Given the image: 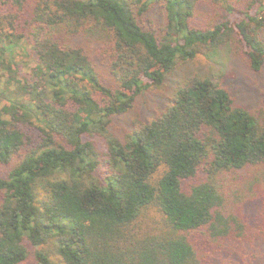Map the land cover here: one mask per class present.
<instances>
[{
  "label": "trees",
  "instance_id": "obj_1",
  "mask_svg": "<svg viewBox=\"0 0 264 264\" xmlns=\"http://www.w3.org/2000/svg\"><path fill=\"white\" fill-rule=\"evenodd\" d=\"M213 8L243 18L206 25ZM263 31L261 0H0V264H22L29 245L40 264H203L200 242L212 258L242 251L264 264L233 212L241 186L264 180V122L221 75L183 78L128 137L110 128L201 53L227 46L261 70ZM26 41L35 65L17 80ZM30 126L41 142L26 140Z\"/></svg>",
  "mask_w": 264,
  "mask_h": 264
},
{
  "label": "rangeland",
  "instance_id": "obj_2",
  "mask_svg": "<svg viewBox=\"0 0 264 264\" xmlns=\"http://www.w3.org/2000/svg\"><path fill=\"white\" fill-rule=\"evenodd\" d=\"M261 1L264 4V0ZM239 8L244 9L243 6ZM255 10L256 6H254L252 13H254ZM206 15L208 16L201 18V21L206 25L213 24L221 18H228L233 22L243 18L242 12L235 11L233 14L229 15L219 8L218 10L214 8L210 9L206 12ZM154 16L159 18L158 20H154L155 22H161V19L164 18L161 15ZM161 27L162 25H159V23L155 26L158 31H160ZM262 39L264 41V31L262 33ZM101 53H105V51L103 48L99 49V44L96 43L94 55L98 56ZM16 59L23 61V66L18 72V80L22 78L23 75L29 74L32 67L35 65V53L27 41L24 42L22 47L16 48ZM98 69L106 85L111 87L116 85L115 79L106 66L100 65ZM210 73L222 76L221 80L223 84L231 90L235 104L248 108L264 122V66L257 72L253 71L247 65L244 58L235 54L226 46L219 49L218 52L214 54H206V52H204L199 54L193 61L180 63L177 71L169 76L162 88L144 90L136 98L133 111L120 116H113L110 124L111 131L124 138L128 137L132 131V122L136 120V118L148 120L162 112L171 101L176 86L183 81V78L188 77L190 74L205 75ZM4 75H6L5 78L8 76L7 73ZM93 93L94 97L101 102L103 96L95 90H93ZM24 131L29 135L26 139L27 141L41 142V135L36 127L30 126ZM94 139L96 150L98 152H104V139L99 136H95ZM199 178H203V175H200ZM260 180H263V178H260ZM252 186L253 185L249 183L245 186H241L244 190L236 193L233 212L237 213L238 222L240 220L241 225H244V230L255 236V240L261 251L262 259L260 261L264 262V180L260 183V191L253 192V190L256 189H252ZM244 194L247 195L246 197L248 199L243 201L245 196L242 195ZM149 215L150 217H159V214L155 210L149 212ZM44 248L46 251L51 252L53 249L52 242L45 245ZM198 249L199 254L203 258V264H255L253 256L250 253L247 254V257L243 258L242 251L233 253L231 256H227L225 252H222V256L219 255L212 258L210 255L212 248L208 246L207 243L200 242L198 244ZM29 252L28 258L22 264H40L34 255V249L30 245ZM49 259L50 264H58L59 258H57V256L52 255Z\"/></svg>",
  "mask_w": 264,
  "mask_h": 264
}]
</instances>
